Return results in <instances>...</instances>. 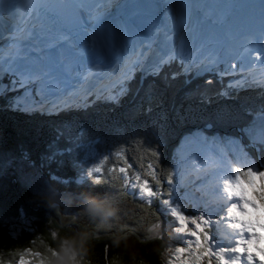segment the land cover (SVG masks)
Listing matches in <instances>:
<instances>
[{
	"label": "snow or ice",
	"instance_id": "obj_1",
	"mask_svg": "<svg viewBox=\"0 0 264 264\" xmlns=\"http://www.w3.org/2000/svg\"><path fill=\"white\" fill-rule=\"evenodd\" d=\"M229 7L247 9L249 21L258 14L259 26L248 27L243 36L246 43L239 55L243 59L245 55L258 51L255 59L264 62V0H243ZM119 8L117 0H104L103 3L93 0H56L55 3L48 0H0V17L14 22L11 26L7 23L3 25L9 33L7 39L11 54L3 59V67H0V101L3 102L0 111L52 117L87 110L93 106V99L119 105L128 93L130 82L135 79L134 70L144 69L145 61L150 56L155 57L148 65L153 77H160L166 68L177 62L181 72L174 74L173 79L193 71L197 76L201 72L216 71L218 65L226 63L227 66L218 72L221 78L233 73L244 77L230 80L229 88L243 89L247 86L264 89V78L247 79L243 65L227 59L233 54L232 49L226 47L216 27L223 20L212 19L202 0H163L155 18L147 28L140 30L145 36L140 43H134L133 35L127 28L117 30L114 27L113 18ZM161 36L164 48L154 51V45ZM121 66L125 71L118 80L109 81L104 88L95 91L87 86L93 78H99L97 74L104 72L109 76L115 75ZM191 82V78L186 81ZM206 83L211 85L213 80L206 79ZM220 94L226 96L229 93L223 91ZM53 96L59 102L49 99ZM247 114L253 115L251 112ZM240 118L228 109L202 114L199 117L201 126L194 132L182 135L177 142V156L186 145L207 143L209 138L213 143H227L238 150L249 146H260L264 150V106L254 114L253 119L240 126L237 133L224 137L217 135L218 129L234 125ZM135 136L139 137L135 140L137 145L143 146L142 141L149 145V154L154 161L147 164V177L150 179L140 175L135 176L134 180L130 178L129 168L133 167L130 163L127 168L119 167L118 172L123 177L125 195L133 200L139 195L141 201L147 198L146 202L150 204L159 198L174 221L183 239L180 246L174 248V259L169 260L168 264H228L224 253L244 255V245L258 239L255 235L251 239L243 238L244 231H254L247 223H242L248 214L241 211L239 205L232 204L228 209V218L233 228L241 229L242 238L235 247L216 251L212 235L213 220L207 211L208 206H198L195 212L185 210L172 199L174 195L179 196V186L174 182L173 173H167L166 183L158 178L155 162L161 159V149L167 146L170 134L167 130L153 131L151 134L138 130ZM152 144L156 147L151 148ZM114 147L116 157L127 155L126 145L117 144ZM47 148L43 159L53 160L63 154L54 144H49ZM24 158H28L27 153ZM109 158V155H104L99 165L88 168L86 178L90 177L100 184L101 179L97 175L104 172L103 165ZM176 167H179L178 163ZM110 171L115 173L117 169ZM231 171L235 178L227 181L225 191L229 196L247 201L250 197L243 184L251 186L247 179L249 176L264 178V171L252 166H238ZM24 186L29 191H36L40 187L31 181L24 183ZM247 207L245 202L243 208ZM218 222L219 218L216 220ZM30 254L38 258L37 264H41L37 252ZM249 259L252 257L249 256Z\"/></svg>",
	"mask_w": 264,
	"mask_h": 264
},
{
	"label": "trees",
	"instance_id": "obj_2",
	"mask_svg": "<svg viewBox=\"0 0 264 264\" xmlns=\"http://www.w3.org/2000/svg\"><path fill=\"white\" fill-rule=\"evenodd\" d=\"M220 69L222 67L199 73V76L194 71L175 79L173 75L181 72L179 62L166 68L160 77L138 70L119 105L93 100L94 105L87 110L65 113L50 121L40 118L39 124L30 122L32 119L27 120L22 114L0 111V217L14 220L22 209L29 223L20 238L12 239L0 233V264H17L22 258L37 264L38 258L30 254L36 252L44 264L46 246H49L48 251L52 250V236L56 232L62 236L89 233L88 264H164L163 255L170 244L168 234H153L161 221L159 198L150 204L146 199L141 201L139 196L133 200L125 195L118 169L127 168L130 163L133 165L129 168L130 178L134 180L140 175L150 179L147 164L154 161L149 145L143 141V146L137 145L135 140L139 137L135 133L167 130L168 144L161 149V159L155 162L158 178L166 183L167 173L173 169L177 142L182 135L201 126L202 114L228 109L241 117L234 125L218 129L219 137L237 133L240 126L251 120L264 106V89L229 88L217 74ZM189 78L192 82L186 83ZM206 79H212L213 83L207 84ZM223 91L229 94L221 95ZM49 144H54L63 154L53 160L43 159ZM117 144L127 146L126 156H115ZM248 150L255 159L259 157L260 167H264V151L261 148L256 152L252 148ZM104 155L110 158L103 165L104 172L97 175L101 183L93 184L86 178V170L99 165ZM19 157L26 166L40 170L48 186L54 185L76 196L81 193L115 196L121 209L118 218L110 221V228L97 229L96 222L80 212L78 201L71 204L62 201L59 212L49 208L42 199L45 186L29 191L18 179L5 175V163ZM113 168L117 169L115 173L110 171Z\"/></svg>",
	"mask_w": 264,
	"mask_h": 264
},
{
	"label": "rangeland",
	"instance_id": "obj_3",
	"mask_svg": "<svg viewBox=\"0 0 264 264\" xmlns=\"http://www.w3.org/2000/svg\"><path fill=\"white\" fill-rule=\"evenodd\" d=\"M144 22H146V19L142 17L136 26L140 30H142L141 24H143ZM5 43L8 42L5 41L4 44ZM242 51L243 49L240 50L239 53ZM7 53L11 54L10 52ZM247 56L255 58L253 56V52L251 53V55ZM150 58L151 56L149 57V60L145 61V72L150 70L148 68ZM236 77L237 76L232 77L230 80H235ZM92 88L93 91H95V89L98 87L95 85ZM55 100L59 102L57 98ZM2 112L5 113L6 111ZM11 114H14V112H11ZM22 115L27 116L25 114ZM245 144H247V141H245ZM257 147L249 146L244 150H238L234 145H230L227 143L223 145L222 143H213L212 141H208L207 143H193L186 145L182 150H180L179 156H177L176 152H173L174 157L172 158V173L174 176L175 184L179 186V196L174 195L172 199L179 203L180 206L185 210H190V212H195L198 206H208L207 211L209 212L213 220L212 235L214 238L213 243L215 245L216 251H218L220 248L230 249L235 247L236 243L234 241L239 239V236L241 235V229L239 230L233 228L231 226L232 222L226 219V215H228V209L231 207L227 205L220 206V203L214 202L219 200V195H222L226 204L231 203L229 202V198L233 196H229L225 189L227 187V181L235 178L231 171L234 166H252L261 171L263 169L264 171V167H260L259 157L257 156L255 159L248 150V148H253L256 152L258 151ZM200 153H202V156L203 154L208 153L207 158L211 161H214H209L210 163H208L204 167L202 165L199 167L198 163L195 160V157L197 155L200 156ZM216 153H218V155ZM190 159L193 160L190 161ZM177 163L179 165L178 168L176 167ZM25 164L26 163H24L23 159H21L20 157L18 159L5 163V175L18 179V181L22 184L31 181L33 184H39V188L45 186V189H47L49 186L47 185L45 175L37 168L26 166ZM171 165L172 163L170 164V168ZM210 165H213V167L209 168ZM187 167H190V169L186 170ZM255 176L259 178L260 183L258 187L252 189L251 197L247 201L241 200L236 197L234 198L237 201L235 204L240 206V210L248 214L244 217L243 220L248 221L249 227L254 230L253 232L244 231L243 234H248L250 236L255 235V237H257L258 239H255V241L252 240L254 244H252L251 242L249 246L244 245L246 249L244 255L231 252L224 253L223 255L227 259L228 264H264V229L261 230L259 227L261 226L262 228H264V216L260 214L259 209L257 208V206H262L264 210V178L258 175ZM225 177H228V179L225 180ZM79 179L81 180L82 177H79ZM138 196L139 195H137V197ZM145 199L147 200V198ZM157 199L158 198H156L155 200ZM63 202L68 203L67 201ZM245 202H247L248 204V208L246 209L243 208ZM157 203L161 213V221L160 224L156 228H154L153 234L156 236H161L164 233L168 234L170 244L168 249L165 250L162 260L164 264H168L169 260L174 259V248L180 246V241L183 238L180 237L174 221L167 213L166 207L163 206L162 203L160 204L158 200ZM218 210L226 213L225 216L223 217V213L217 214L216 211ZM217 218H219L218 223H216ZM27 226H29V223L27 222V217L24 216L23 212H21L16 219L11 221L4 220V218L0 217V233L8 235L12 239L19 238V236L24 233L23 231L27 230ZM219 227L221 229H218ZM249 256H251L252 259H249ZM24 259L25 258L18 260L17 264H22V261H25ZM25 264L30 263L26 260Z\"/></svg>",
	"mask_w": 264,
	"mask_h": 264
},
{
	"label": "clouds",
	"instance_id": "obj_4",
	"mask_svg": "<svg viewBox=\"0 0 264 264\" xmlns=\"http://www.w3.org/2000/svg\"><path fill=\"white\" fill-rule=\"evenodd\" d=\"M57 117H60V115ZM40 118L45 121L54 120L51 117L41 116L40 114L25 116V119H32L30 122L36 124H39ZM257 148L260 150L259 147ZM235 167L238 166H234L233 168ZM87 179L91 180L90 177H87ZM227 179L228 177H225V180ZM247 179L250 181L251 186L247 183H244L243 186L247 189L248 196L251 197L252 189L258 187L260 180L257 176H249ZM92 183L96 184L94 181H92ZM42 199L49 208L56 210L57 212L60 210L62 201H67L69 204L73 201H78L80 212L85 214L91 221L96 222L97 229L110 228V221L118 218L121 211L119 201L115 196L97 197L86 193H81L76 196L70 192L61 191L54 185H51L46 189ZM72 218L75 219L76 217L73 216ZM52 239L54 247H52L51 251H48L47 249L49 246H46L44 264H88L87 258L90 253L89 233L83 232L62 236L56 232L53 234ZM238 240L239 239L234 242L236 243ZM118 242L119 241H116V243Z\"/></svg>",
	"mask_w": 264,
	"mask_h": 264
},
{
	"label": "bare ground",
	"instance_id": "obj_5",
	"mask_svg": "<svg viewBox=\"0 0 264 264\" xmlns=\"http://www.w3.org/2000/svg\"><path fill=\"white\" fill-rule=\"evenodd\" d=\"M224 3H225V7L227 8L226 12L223 11V8L220 6L219 4V1L218 0H210L207 4H205L207 6V8L209 9V12H210V15L212 17V19L214 20H223V23L222 24H218L220 26V36L221 38L225 41V45L226 47H229L231 44H234L235 42H239L240 44L238 45H242L244 43H246L243 39V36L244 34H241L238 32V28L236 27V25L232 24L230 21L235 19L236 17H238L240 19V23H241V26L245 27V28H248L249 25L253 24L254 20L257 18H259L258 14L255 16L254 19H252L251 21H249V11L247 9H239V8H236L233 10V9H229L231 7H229L230 5H235V4H239L241 2H243V0H223ZM143 13H146V14H149V10L148 9H145L143 11ZM229 15V16H228ZM142 23V22H141ZM122 24V23H121ZM118 25V23H114V27L119 30L121 28H127V30L133 35V41L134 43H140L141 41H143L145 39V37H142L141 38V34L139 32L138 29H136V25H137V19H134L132 22L130 23H126L125 25ZM142 25V24H141ZM259 26V25H258ZM257 26V27H258ZM4 36L6 37L5 40H1L0 43H3L5 42L8 37V34H4ZM8 42V41H7ZM163 44V37H159L157 39V43L156 45H154V51L156 48L158 47H161V45ZM164 46V44H163ZM7 49L6 52H9V48H8V43H5V46H3ZM2 47V48H3ZM9 50V51H8ZM240 53H238L239 55ZM10 55V54H9ZM221 55H223V52L221 53ZM253 56L254 57H257L256 54L253 53ZM152 59H154L155 57L154 56H151ZM255 59V58H254ZM256 60V59H255ZM257 61V64H262L263 62L262 61H259V60H256ZM96 84H94L95 86ZM97 86V85H96ZM253 88V87H252ZM254 89V88H253ZM94 100V99H93ZM97 103V102H96ZM94 105V104H93ZM74 112V111H73ZM72 113V112H71ZM191 154V153H190ZM218 155V153H216ZM207 155L208 153H205L203 154L202 156V153H200V156H196L195 157V160L196 162L198 163L199 167L202 165L203 167L205 165H207L208 163H210L208 158H207ZM215 155V154H214ZM210 158V157H209ZM193 159H190V161H192ZM214 160H212L211 162H213ZM213 167V165L209 166V168ZM228 168V167H227ZM190 167H187L186 170H189ZM199 169V168H198ZM208 170V169H207ZM219 200L215 201L214 203H220V206H229L231 207L233 203H236V199L234 197H228L229 198V202H231L230 204H226V202L224 201V198L222 195H219L218 196ZM237 198V197H236ZM248 208V207H247ZM257 208L259 209V212L261 215L264 216V210H263V207L262 206H257ZM222 210V208H221ZM221 210H218L216 211V213H223L221 212ZM252 211V210H251ZM226 213H223V217L225 216ZM226 219L229 221L228 219V215H226ZM244 219V218H243ZM231 222V221H230ZM242 223H247L248 224V221H242ZM264 225V224H263ZM249 226V224H248ZM261 230H263L264 228H262L261 226H259ZM218 229H221L220 227ZM240 230V229H239ZM223 234V233H222ZM262 234V233H261ZM241 235L239 236V240L241 239ZM243 238H246V239H251L252 236L248 235V234H243ZM214 239V238H213ZM255 241V240H254ZM252 244L253 241H252ZM249 246V245H248ZM264 255V254H263ZM264 258V257H263Z\"/></svg>",
	"mask_w": 264,
	"mask_h": 264
}]
</instances>
